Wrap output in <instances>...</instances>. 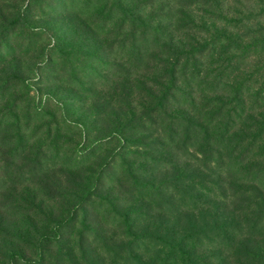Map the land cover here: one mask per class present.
Returning a JSON list of instances; mask_svg holds the SVG:
<instances>
[{
	"label": "rangeland",
	"instance_id": "1",
	"mask_svg": "<svg viewBox=\"0 0 264 264\" xmlns=\"http://www.w3.org/2000/svg\"><path fill=\"white\" fill-rule=\"evenodd\" d=\"M121 1L123 7L136 13L142 12L144 23H149L155 32L169 31V24L183 25L185 29L169 34L173 38L170 44L175 43L176 47L170 48L167 62H173L178 52L184 59L188 53H194L219 35L230 39L228 42H236L240 48L250 47L248 52L253 47L260 52L264 47V0H174L173 4H166V0ZM188 2L194 4L189 9L184 7ZM85 8H89V12L86 13ZM117 10V0H0V90L3 87V90L7 89L0 97V119L3 117L0 127L18 125L23 137L35 140L34 151L43 145L41 152L47 158L50 155V163L55 146L64 160L79 159V153L84 157L83 153L97 146V151L80 169L82 173L78 177L67 180L57 172L42 173L40 181L34 186H23L18 190L24 192L25 208L31 202L39 204L38 215L32 213L25 219L5 212L6 209L0 211V264H30L42 255L47 258L43 264H99L106 252L112 259L119 241L118 237L116 241L112 240L119 221L111 219L113 222H108L106 226L101 216L105 212L95 214L92 209L87 210L91 211V217L89 215L85 219L82 213L78 216L69 241L50 244L42 249L43 252L36 251L32 244L40 235L50 233L55 224L65 218L72 197L79 194L72 191L74 187L89 186L97 175L102 177V187L95 194V202L104 205V209L113 207V212L117 214L131 211L135 218L136 215L151 217L150 221L139 223V227L143 232L155 234L177 223L174 231L180 234L192 225L195 232L204 227L209 230L212 225L215 226L213 211L206 209L204 216L187 213L188 222L183 216L159 217L153 212L158 200L150 201L130 192L132 186L125 177L130 167L142 173L138 180L140 184L149 183V179L151 183L161 184L171 181L174 175L193 174L197 178L190 181L191 194L186 203L198 200L205 205L207 201L216 202L214 198L218 194L226 193L229 197L231 193L228 188L233 184L214 167L204 168L201 157L194 151L183 153L179 152V148H172L173 153L178 151L177 158H172L173 166L158 169L155 173L148 171L151 164L146 158H157L160 154H152L150 140L154 137L140 132V126L145 124L146 128L148 121L139 117L143 109L153 105L155 96L161 91L148 92L147 97L143 96L146 98L138 96L140 86L135 77H131L138 73L131 66L134 64L131 61L135 59L128 52L122 53V36L116 35L120 33ZM162 13L169 19L172 15L174 18L160 22L159 18H164ZM108 15L114 20L103 27ZM97 16L100 22L93 24ZM14 20L16 22L11 23ZM110 28L115 29L112 36H108ZM234 49L231 46L225 56H207L198 63L204 65L202 70L214 73L225 70L224 76L229 77L239 61L243 65L238 56L241 53H234ZM214 53L220 54L219 48L214 49ZM258 55L251 57L250 61L262 63L264 55ZM218 61L222 65L219 69L213 64ZM182 63L183 60H179L177 72ZM177 76L180 81L183 79ZM168 110L162 112L169 114ZM138 119L142 123H138ZM9 133L12 131L9 130ZM158 136L165 139L164 133ZM124 137L127 140L123 141ZM114 154L117 155L114 157ZM57 165L63 163L57 162ZM182 168H187L186 172ZM219 186L221 190L218 193ZM261 197V209L264 211V194ZM234 200L241 203L242 198ZM228 212L224 211L223 215ZM87 227L97 231V234L86 238ZM226 232L228 230H222L214 237L207 236L201 240L195 238L187 250L196 249L197 256L209 254L221 246ZM17 237L21 238L19 242ZM236 240L235 247L239 248V252H245L243 254L264 252V240L256 236ZM149 245L144 241L135 247L140 250ZM86 247L91 249V253L85 250L84 255L79 256L78 251ZM18 249L21 251L20 258L7 260V254ZM221 252L225 263L230 261ZM86 253L95 256V262L88 260Z\"/></svg>",
	"mask_w": 264,
	"mask_h": 264
},
{
	"label": "trees",
	"instance_id": "2",
	"mask_svg": "<svg viewBox=\"0 0 264 264\" xmlns=\"http://www.w3.org/2000/svg\"><path fill=\"white\" fill-rule=\"evenodd\" d=\"M121 2L123 3L117 0V14L120 20L117 28L120 33L116 35L122 36L120 45L122 53L128 52L135 59L131 61L134 63L131 66L138 73L132 74L131 77H135L137 85L140 86L141 90L137 94L141 96L140 98H146L148 92L152 94L158 89L161 91L158 96H155L153 105L146 110L143 109L139 117L148 121L146 128H144L145 124L140 126V132H147L154 137L150 140L153 146L152 154H160L157 158H146L147 163L151 164L148 171L155 173L158 169L173 166L172 158H177L178 151L173 153L172 148L175 150L179 148V152L183 153L189 150L194 151L201 157L204 168L214 167L229 183L233 184L228 188L231 193L229 197L226 193L220 196L218 194L214 198L216 202L207 201L205 205L198 200L186 203V199L188 201L191 194L190 181L197 178L193 174L174 175L170 178L171 181L161 184L160 182L151 183L150 179L149 183L140 184L138 180L142 173L128 166L130 168H127L125 177L131 183L130 192L149 198L150 201L158 200L157 206L153 205L155 206L153 212L158 213L159 217L165 219L183 216L188 222L187 213L204 216L206 209L211 208L213 211L215 226L212 225L209 230L204 227L203 230L195 232L193 231L195 227L192 225V227H186L180 234L174 231L177 229V223L155 234L143 232L139 227V223L150 221L151 217L136 215L135 218L131 211L117 214L113 212V207L104 209V205L95 202V194L102 187V177L97 175L89 186L74 187L72 191L79 194L72 197L73 200L71 198L65 218L57 222L50 233L40 235L32 242L35 250L43 252L42 249L50 244L69 241L73 237L74 224L78 216L82 213L85 219L89 215L91 217V211L87 210L92 209L95 214L105 212L101 216L106 226L108 222H113L111 219L119 221L112 239L116 241V237L119 238L114 256L111 259V255L106 252L103 260L100 255L99 264H264V252H250L247 255L243 254L245 252H239V248L235 247L236 239L242 237L256 236L264 240V211L260 203L261 196L264 194V59L262 58L263 61L260 64L250 61V58L257 56L258 53L264 55V47L260 52L256 51L255 47L248 52L250 47L240 48L236 42H228L227 40L230 39L219 35L197 48V51H193L194 53H188L184 59L181 57L182 53L178 52L173 62H167L166 57L170 54V48L176 47L175 43L170 44L173 38L169 34L185 29L183 25L169 24V31L160 29V32H155L149 23H144L142 12L136 13L133 9L125 8ZM173 3L174 0H166V4ZM193 5L192 2H188L184 7L189 9ZM84 11L89 12V8H85ZM162 15L164 18L160 17V22L163 19L171 21L174 18V15L170 16V19L163 13ZM113 20L114 18H110V15L105 17L107 22L103 27H107ZM14 22L16 20L11 23ZM92 22L93 24L100 22V17H94ZM102 30L105 29L102 28ZM114 31L115 29L110 28L108 36H112ZM231 46L235 48L234 53H241L238 56L243 65L239 61L237 68H232L229 77L224 76L225 70L219 73L202 70L204 65L198 63L200 62L198 60H203L207 56H225ZM218 48L220 54H215L214 49L216 51ZM194 54L197 55L194 56ZM179 60L180 62L183 60V63L177 72ZM230 60L233 59L230 58ZM213 64L218 69L222 66L219 61ZM177 75L182 76L183 79L180 81ZM3 89L4 87L0 90V97L7 91ZM144 95L146 97H143ZM166 109H169V114L162 112ZM2 119L3 117L0 120ZM139 119L137 122L142 123ZM6 123L9 122L3 124ZM9 130L12 133H9ZM161 133L165 134L163 140L158 136ZM125 140L127 139L124 137L123 141ZM34 144L35 140L22 136L18 125L0 127V164L3 166L0 168V211L6 209L5 212L25 219L32 213L38 215L39 204L31 202L25 208L24 192L18 191L21 187L34 186L40 181L42 173L57 172L63 174V179L67 180L76 178L79 173H82L80 169L97 151V146H94L83 153L84 157H81L82 153H79V159L64 160L63 156L58 155L57 146H55L56 153L52 151L54 157L50 163V155L47 158L41 152L40 147L43 145L41 144L37 148L39 150L34 151L32 149ZM116 155L114 154V157ZM57 162L63 165H57ZM186 170L187 168L185 170L182 168L183 172ZM220 190L219 186L218 193ZM235 198H242L241 203L234 200ZM227 210L229 212L223 215V212ZM116 216L119 217L116 218ZM87 229L86 238L97 234V231H91L89 227ZM222 230H228L227 235L221 240V246L213 252L197 256L196 249L187 250L195 238L201 240L208 238L207 236L214 237ZM17 239L18 242L21 240L19 237ZM144 241L151 245L143 246L140 250L135 247L137 244H143ZM93 242L92 240L91 243ZM211 243L214 244L212 241ZM198 245L201 246L199 242ZM18 250L9 252L7 260H18L21 252ZM85 250L91 253V249L86 247L78 251L79 256L81 254L83 256ZM164 252H166L165 255ZM220 252L230 261L225 263ZM86 258L92 259V263L96 260V257H91L89 253H86ZM45 259H47L45 255H42L30 264H43Z\"/></svg>",
	"mask_w": 264,
	"mask_h": 264
}]
</instances>
